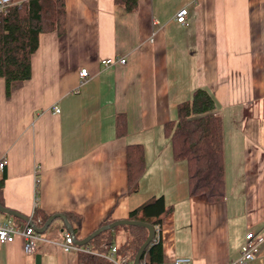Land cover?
I'll list each match as a JSON object with an SVG mask.
<instances>
[{"label": "crops", "instance_id": "0c3cea01", "mask_svg": "<svg viewBox=\"0 0 264 264\" xmlns=\"http://www.w3.org/2000/svg\"><path fill=\"white\" fill-rule=\"evenodd\" d=\"M64 4L65 31L39 34L31 77L9 99L0 78L5 207L29 218L36 206L70 213L80 219L69 223L80 240L105 219H128L161 195L171 207L161 224V260L236 259L247 231L264 233V0H137L133 12L113 0ZM181 8L184 23L175 19ZM109 57L126 62L104 66ZM83 67L89 76L81 82ZM197 87L212 93L222 119L225 197L216 203L189 195L187 164L173 159L164 130L177 103ZM118 113L125 116L121 134ZM130 144H140L144 154L135 191L127 184ZM232 152L242 154L245 172L238 195L226 187ZM65 231L55 218L42 234L48 241L33 254L24 252L19 236L0 243V264H35L37 253L41 264H78L77 252L54 243ZM253 262L264 264V245Z\"/></svg>", "mask_w": 264, "mask_h": 264}, {"label": "trees", "instance_id": "16d2710c", "mask_svg": "<svg viewBox=\"0 0 264 264\" xmlns=\"http://www.w3.org/2000/svg\"><path fill=\"white\" fill-rule=\"evenodd\" d=\"M113 2L127 12L137 8V0ZM65 29L64 0H23L8 7L6 12H0V78L4 79L7 99L31 77V56L37 50L39 34L51 31L61 34ZM116 128L119 134L125 129V116L122 113L116 116ZM164 130L171 144L173 159L187 164L189 195L203 194L211 203L223 200V127L212 93L203 87L195 88L189 98L177 103L176 117L164 125ZM126 159L128 191H135L144 170L142 146L128 145ZM3 182L4 176L0 178V205L5 206ZM170 211L171 207L165 204L161 195L152 196L132 209L128 219L141 220L154 227L161 226ZM51 215L36 206L31 218L36 227H41ZM66 218L70 224L72 221H76L77 225L80 223V219L70 213L66 214ZM112 221L105 219L99 226ZM118 226L101 231L83 244L90 251L78 252V264H111L104 256L111 246H116L118 254L127 255L133 261L148 231L139 225H123L129 237L119 242L116 235ZM159 261L160 238L145 248L139 264H156Z\"/></svg>", "mask_w": 264, "mask_h": 264}, {"label": "built area", "instance_id": "2783aa9c", "mask_svg": "<svg viewBox=\"0 0 264 264\" xmlns=\"http://www.w3.org/2000/svg\"><path fill=\"white\" fill-rule=\"evenodd\" d=\"M21 1L23 0H0V12H6L8 7L14 4H19ZM186 13V8H181L175 14V19L178 22L184 23ZM125 62L126 59L124 57H109L101 60V63L104 66L124 64ZM78 74L80 81L82 82L89 76V71L83 67L79 70ZM53 111L59 112L58 106L54 105ZM6 164L7 159L4 156L0 159V178H2ZM35 204H37L36 201ZM154 230L155 234L152 243L156 242L160 238L161 226L156 225ZM16 236L22 238L23 249L27 254H33L39 242L48 241L42 236V234L35 230L33 223L26 222L23 225H19L12 219H0V243L12 242ZM263 242L264 233H255L252 230L247 231L244 241L240 247L238 257L226 264H250V262L258 258L260 255L261 245ZM54 243L67 252L84 251V247L75 242V237L69 231L64 232L63 239L61 241ZM85 250L89 251L87 248H85ZM104 256L111 264H133V261H130L127 255L117 253L116 246H111L109 251ZM190 261L191 260L188 257H175L172 260H161L156 264H190Z\"/></svg>", "mask_w": 264, "mask_h": 264}, {"label": "water", "instance_id": "95a60500", "mask_svg": "<svg viewBox=\"0 0 264 264\" xmlns=\"http://www.w3.org/2000/svg\"><path fill=\"white\" fill-rule=\"evenodd\" d=\"M0 213H4V214H7V215L16 217V218H20V219L25 220V221H27L29 223H32L29 217L23 216V215L19 214L18 212L14 211V210H11V209H9V208H7L5 206H2V205H0ZM55 218H60L64 222L67 230L71 234H73V236H74V231L71 228V225L69 224V222H68V220L66 218V215L63 214V213L52 214L45 221L43 226L35 227L36 231L39 232V233L45 232L46 229L48 228V226L50 225V223ZM118 225H139V226H143V227H145L147 229V231H148L147 237L144 240V242L140 245V247L138 248V250H137V252H136V254L134 256V259H133V264H139V260H140V257L142 255L143 251L145 250V248L148 245H150L152 243V240H153V237H154V234H155L154 226L152 224H150V223L143 222L141 220H132V219H118V220H114L112 222H109L107 224H104V225H101V226L97 227L92 232H90L87 236H85L84 238H82L80 240H75V242L78 245L86 244L90 239H92L95 235H97L101 231L107 230V229H111V228H113L115 226H118ZM34 260H35V264H41L40 254H38V253L35 254Z\"/></svg>", "mask_w": 264, "mask_h": 264}, {"label": "rangeland", "instance_id": "374dc122", "mask_svg": "<svg viewBox=\"0 0 264 264\" xmlns=\"http://www.w3.org/2000/svg\"><path fill=\"white\" fill-rule=\"evenodd\" d=\"M226 155H227V159L225 161V169L227 172V182H226L227 193H228V195H230V193L235 191V195H238L239 193L241 194V192L245 188V186L243 184L244 178H245V172L241 166V164L243 162L242 161V154H239L238 152H235V153L232 152L231 154L227 153ZM262 163L263 164H262V170H261V179L259 181V184H260L259 187L261 186V188H262V197L261 198H262V201L264 204V159H263ZM35 200L37 202V198H35ZM0 218L5 219L7 217L5 214L0 213ZM30 220L34 224L33 219L31 217H30ZM34 226H35V224H34ZM45 232L40 233V234H44ZM116 235H117V241H119V242H123L124 240H126L129 237L128 230L123 225H119L117 227ZM263 243H262V245H264ZM85 248L86 247H84V251H77V253L78 252H88L85 250ZM254 263H256V262H253V261L250 262V264H254Z\"/></svg>", "mask_w": 264, "mask_h": 264}]
</instances>
